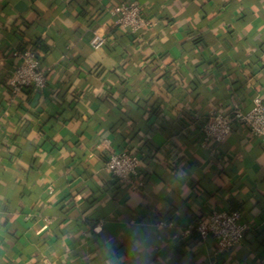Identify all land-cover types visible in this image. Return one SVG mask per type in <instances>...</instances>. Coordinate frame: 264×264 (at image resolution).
Returning <instances> with one entry per match:
<instances>
[{"label": "crops", "instance_id": "0c3cea01", "mask_svg": "<svg viewBox=\"0 0 264 264\" xmlns=\"http://www.w3.org/2000/svg\"><path fill=\"white\" fill-rule=\"evenodd\" d=\"M124 1L0 0V264H264V144L234 121L204 149L198 125L264 98V0H135L141 34L115 26ZM26 48L49 88L13 98ZM125 149L145 154L137 193L106 171ZM215 208L250 225L221 255L178 236Z\"/></svg>", "mask_w": 264, "mask_h": 264}, {"label": "built area", "instance_id": "2783aa9c", "mask_svg": "<svg viewBox=\"0 0 264 264\" xmlns=\"http://www.w3.org/2000/svg\"><path fill=\"white\" fill-rule=\"evenodd\" d=\"M114 24L120 30L132 34L147 32L153 27L141 7L135 0H125L119 7L111 10ZM109 41L107 33L102 28L93 31L91 47L99 49ZM19 63L14 67L8 82V89L13 98L25 90L34 92L46 91L49 88L47 71L41 67L38 52L33 48H26L18 54ZM230 115L213 113L207 117H199L198 125L202 133L201 147L210 149V145L224 143L232 134L235 123L247 128L250 134L264 144V98L256 96L252 100L248 111L237 110ZM234 119V120H233ZM235 121V123H234ZM110 146V141L98 144L103 150ZM144 153L131 150L114 151L108 153L106 161L107 173L132 193H137L145 187V179L141 174ZM174 224L160 220L157 227L160 229L172 228ZM250 225L244 220L239 211L226 209H212L205 217H199L188 223L179 233L182 240L190 239L194 234L202 241L213 239L217 245V254L240 245Z\"/></svg>", "mask_w": 264, "mask_h": 264}, {"label": "trees", "instance_id": "16d2710c", "mask_svg": "<svg viewBox=\"0 0 264 264\" xmlns=\"http://www.w3.org/2000/svg\"><path fill=\"white\" fill-rule=\"evenodd\" d=\"M242 126V125H241Z\"/></svg>", "mask_w": 264, "mask_h": 264}]
</instances>
